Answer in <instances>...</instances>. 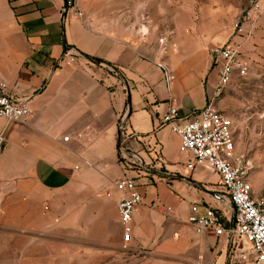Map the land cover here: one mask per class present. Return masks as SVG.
<instances>
[{
    "label": "crops",
    "instance_id": "0c3cea01",
    "mask_svg": "<svg viewBox=\"0 0 264 264\" xmlns=\"http://www.w3.org/2000/svg\"><path fill=\"white\" fill-rule=\"evenodd\" d=\"M104 4L107 10L101 11L99 2L88 12L77 1L82 13L77 16L65 0H0V83L30 110L25 121L0 118V209L3 200L12 198V224L28 232L30 243H47L56 232L75 230L83 250L78 264H96L97 256L100 264L117 261L121 228L113 181L124 174L118 123L132 134L125 140L131 150L186 175L178 139L160 124V117L172 100L180 114L189 116L212 105L215 97V71L194 37L179 35L176 27L174 46L166 41L161 53L158 37L149 33L146 1L136 6L131 0ZM73 51L77 56L69 61ZM159 61L174 75L168 91L156 66ZM158 177L145 180L142 201L132 213L129 247L149 246L151 234L160 231L166 206V219L187 223L189 205L202 200L187 182L173 179L166 184ZM250 192L260 198L251 185ZM220 198L222 204L215 208L232 225V209ZM177 232L174 226L168 231ZM199 238L200 264H253L230 255L224 235ZM238 241L237 248L246 250L248 245ZM85 248L90 249L86 256Z\"/></svg>",
    "mask_w": 264,
    "mask_h": 264
},
{
    "label": "rangeland",
    "instance_id": "374dc122",
    "mask_svg": "<svg viewBox=\"0 0 264 264\" xmlns=\"http://www.w3.org/2000/svg\"><path fill=\"white\" fill-rule=\"evenodd\" d=\"M77 1L83 3L85 10L92 12L94 8H98L99 2L101 11L107 10L108 4L104 2L109 0H74V6ZM131 1L136 6L140 0ZM143 1L148 3V8H144L143 12L151 20L149 33L155 39L162 37L161 43L157 41L161 53L165 49L166 41L174 46L173 40L176 36L172 29L176 27L180 30L179 35L194 37L198 48L205 50L209 57L211 47L225 43L239 46L241 58L247 65L246 72L243 76L233 75L229 84L215 94L210 106L214 108V104L217 107L215 110L229 118L234 155L246 163L247 178L253 195L264 200V0ZM74 9L81 13L76 7ZM246 13L249 15L244 18ZM214 86L215 83L213 91ZM119 160L124 174L135 176L142 198L145 192L143 186L147 185L146 178L153 180L162 176L166 184L173 179L180 180L182 184L187 182V188L197 198L201 197V201L193 200L188 210L193 203L200 209L215 208V205L222 204L217 202L222 200L218 197L221 192L217 176L205 165H199L185 175L181 169L165 168L162 164L149 162L145 158L148 162L147 171L141 173L135 166L124 165V159L120 155ZM206 174L211 178L205 177ZM212 193L218 196L215 197ZM2 202L4 206L0 209V264H78V256L83 254V250L79 247L82 240L78 239L80 236L75 230L56 232L52 236L53 240L47 243H30L28 232L12 224V198ZM166 207L165 214H161L163 218L160 231L151 234L149 246L141 247L139 243L128 249L117 246L116 264H200L197 258L202 246L199 235L193 233L184 221L166 219L170 211V207ZM219 210L221 211L220 208ZM172 226L179 232L168 233ZM239 243L240 241L235 240L230 244V255L238 254ZM84 250L85 256L90 253V249ZM97 258L96 264H100L101 258Z\"/></svg>",
    "mask_w": 264,
    "mask_h": 264
},
{
    "label": "built area",
    "instance_id": "2783aa9c",
    "mask_svg": "<svg viewBox=\"0 0 264 264\" xmlns=\"http://www.w3.org/2000/svg\"><path fill=\"white\" fill-rule=\"evenodd\" d=\"M65 4L74 7V0H66ZM77 16L81 13L74 9ZM246 13L244 18H247ZM162 42V37L157 39ZM209 54L212 68L215 71L216 82L214 94L229 84L233 75L243 76L246 63L240 55L239 46L225 43L211 47ZM76 52L68 53V60L76 57ZM161 80L165 89L169 90L174 75L167 64L157 63ZM172 103L160 117V124L167 126L178 139L177 151L182 156V165L188 172L199 165H205L213 172L220 185V197L229 203L233 217L232 225H226L224 214L215 208H197L194 203L186 216V222L198 235H224L228 243L242 239L247 249H239L240 258H249L253 264H264V200L251 196L250 184L247 178L246 163L240 161L233 152V138L229 118L206 104L193 111L189 116L179 113L178 107ZM28 103L3 90L0 83V118L10 121H25L29 117ZM121 141L118 152L124 165L135 166L144 173L148 162L136 151L125 145V140L132 134L126 133L121 123H118ZM63 136L62 140H66ZM4 146V137L0 131V153ZM123 164V162H122ZM119 197L115 202L118 223L121 228L120 248L128 249L131 240V219L134 208L141 203L142 193L139 190L135 176L123 174L113 181ZM167 208V207H166Z\"/></svg>",
    "mask_w": 264,
    "mask_h": 264
},
{
    "label": "water",
    "instance_id": "95a60500",
    "mask_svg": "<svg viewBox=\"0 0 264 264\" xmlns=\"http://www.w3.org/2000/svg\"><path fill=\"white\" fill-rule=\"evenodd\" d=\"M213 196L217 197V195L215 193H212Z\"/></svg>",
    "mask_w": 264,
    "mask_h": 264
}]
</instances>
